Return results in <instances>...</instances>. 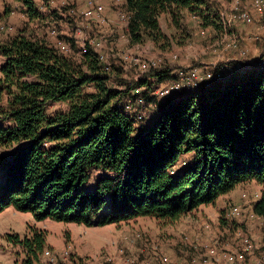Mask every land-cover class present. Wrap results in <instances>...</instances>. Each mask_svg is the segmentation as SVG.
I'll list each match as a JSON object with an SVG mask.
<instances>
[{
  "label": "trees",
  "instance_id": "16d2710c",
  "mask_svg": "<svg viewBox=\"0 0 264 264\" xmlns=\"http://www.w3.org/2000/svg\"><path fill=\"white\" fill-rule=\"evenodd\" d=\"M15 1L30 20L40 15L35 0ZM207 1L124 0L129 42L168 40L162 14L175 27L184 12L208 19ZM0 55V150H9L0 155V211L12 206L37 221L84 226L143 216L175 222L254 181L261 194L253 212L264 217V70L177 93L140 129L120 102L134 88H151L171 65L130 81L114 74L122 88L111 89L113 73L88 41L74 59L21 31L0 43ZM58 103L64 108L49 112ZM185 153L188 164L171 174ZM92 170L100 173L93 180ZM45 237L38 229L8 236L22 264L39 263Z\"/></svg>",
  "mask_w": 264,
  "mask_h": 264
},
{
  "label": "rangeland",
  "instance_id": "374dc122",
  "mask_svg": "<svg viewBox=\"0 0 264 264\" xmlns=\"http://www.w3.org/2000/svg\"><path fill=\"white\" fill-rule=\"evenodd\" d=\"M35 2L40 15L30 20L18 2L0 0V43L23 31L26 35L44 38L55 47L57 44L61 46L58 43L61 41L65 46H59L60 50L78 59L84 42L88 41L93 49L103 56L104 65L113 73L108 83L111 89L122 88L115 80L114 74L130 81L137 79L143 70L151 66L163 63L172 66L166 77L159 81L152 80L151 88L142 87L139 97L145 103V110L141 118L137 119L135 114L131 116L140 129L147 127L157 117L159 103L172 97L159 95V89L175 80L180 73L193 69L202 72L214 66L231 65L237 58L238 49L245 51L242 65L253 68L259 56L263 55L264 31L244 25L247 23L236 17L238 12L229 20L220 13L231 0L207 1L212 4V9L204 12V17H208L205 20L193 13L184 12L179 27L167 23L160 16L159 27L169 39L162 40L160 44L145 40L137 44L136 48L119 40L124 30L120 14L126 16L119 0ZM98 4L102 6L100 12L96 11ZM108 12L112 16L108 17ZM257 33L260 40H253ZM238 35L244 38L240 39ZM117 43H120L117 45L120 47L118 49ZM2 62L3 57L0 55V65ZM217 71H213L214 82L229 78L227 75H217ZM126 96L136 97L132 90ZM63 108L64 104H54L49 108V112ZM0 155L8 156L9 150H0ZM190 159L189 153L182 154L177 164L182 165ZM2 174L0 169V183ZM99 174V171L92 170L91 179H95ZM258 190L259 185L254 181L241 183L214 205H224L226 210L233 206L244 208L243 204H249ZM149 219L152 226L150 228L122 221L121 224L115 223V229L102 232L93 228L97 226L93 221L92 228L87 229L88 233H84V226L81 224L55 222L50 219L37 221L30 213L7 206L0 211V264H22L24 254L19 245L14 244L8 236L18 235L23 238L33 229L45 231L46 250L55 257V264H140V261L149 264H187L184 253L186 248L183 245H178L183 252L176 254V248L171 250L172 246L165 242L166 237L161 235V230L153 234L148 231L154 227L162 229L166 225H173V222ZM64 250L67 251L66 257H62ZM162 256H166L167 260L164 261ZM48 258L41 255L38 264H50ZM199 261L201 262V259Z\"/></svg>",
  "mask_w": 264,
  "mask_h": 264
},
{
  "label": "crops",
  "instance_id": "0c3cea01",
  "mask_svg": "<svg viewBox=\"0 0 264 264\" xmlns=\"http://www.w3.org/2000/svg\"><path fill=\"white\" fill-rule=\"evenodd\" d=\"M119 1L124 8V0ZM221 10L220 13L223 14L227 20L231 19V16L237 11L247 10L252 20L249 24L247 23L244 25H249L256 30L264 31V21L259 17L258 10L252 4L251 0H231L229 5L224 6ZM125 13L127 21H129V14L126 11ZM122 15L121 13L120 17ZM109 16L112 15L108 12V17ZM161 17L167 21V23H170L167 14H162ZM117 23L121 24L120 22ZM127 25L128 22L127 24H123L124 30L119 40L136 48L137 44L134 45L129 42ZM258 35L259 33L256 34L257 37L253 40H260ZM238 37L240 39L244 38L241 35H238ZM147 41L149 43H154L149 39H147ZM58 43L61 44V46H65L61 41H58ZM117 45H120V43L116 44V48H120L117 47ZM59 46L60 45L57 44L58 48ZM97 53L100 55L99 52ZM187 164L188 162H186L185 165L177 164L178 169ZM260 194L261 186L259 185V190L255 193V195L259 196L255 197L254 195L252 200L249 201V204H243L244 208L238 206L239 213L232 217L229 215V210H226L224 205H214L222 196L226 195L224 194L219 196L214 203L200 205L193 211L188 212L178 221L173 222V225H166L162 229L154 227V229L152 228L148 231L150 234H153L161 230V235L166 237L165 242L172 246L171 250L173 251V249L176 248V254H179L178 252H183L178 246L183 245L186 248L184 253L186 255L187 264H264V217L258 216L253 212V206L259 199ZM149 218L156 220L153 217L143 216L129 219L125 222L133 225H144L150 228L152 226L150 225L151 221ZM116 226L115 223H110L93 228L99 229L102 232L105 230L111 231L115 229ZM89 228H92V226H84L83 232L88 233L87 229ZM118 234H120V231ZM165 234H167V236ZM46 249L47 247L44 249V255L42 254L44 258H48L49 254L46 253L48 252ZM200 259L201 262L199 261ZM142 262L143 261H140V264Z\"/></svg>",
  "mask_w": 264,
  "mask_h": 264
},
{
  "label": "built area",
  "instance_id": "2783aa9c",
  "mask_svg": "<svg viewBox=\"0 0 264 264\" xmlns=\"http://www.w3.org/2000/svg\"><path fill=\"white\" fill-rule=\"evenodd\" d=\"M209 1H215V0H209ZM252 4L257 8L259 17L264 21V0H251ZM102 9L101 5L96 6V11L100 12ZM238 12V13H237ZM237 16L236 13L233 15V17H237L239 20L249 23L252 18L251 15L247 10H239L237 11ZM121 21L124 24H127V17L122 15L121 16ZM104 21V19H101ZM96 51V50H95ZM237 58L234 60V62L231 65H221V66H214V68L211 69H205L202 72H198L197 70L193 69L190 71H187L185 73H180L178 77L168 83V85H165L159 89L157 92L161 96H174L177 93H180L182 91H188V90H194L199 88L202 84H208L214 81L215 76L213 75V71L217 69V75H227L228 77L230 76H235L237 74L239 75H245L250 72V70H264V55L259 56L258 61L256 64L254 63V68L253 66L250 67L249 65H242V59L245 56V51L243 49H238L237 51ZM99 58L103 59V56L100 54ZM249 70V72H248ZM146 70H143V72ZM142 72V73H143ZM141 73V74H142ZM225 80H222L221 82H224ZM141 89L139 88H134L132 89V94H134L136 97H130L126 96L123 100H121L120 105L122 108L123 113L130 119L133 114H135L136 118H141L142 113L145 110V103L142 100L140 95ZM183 163L182 165H184ZM178 170V165L175 164L171 167L170 173L175 174L176 171ZM259 195H255V197H258ZM229 215L232 217L239 213V207L233 206L232 208L229 209ZM48 254V252H46ZM67 251L64 250L62 253V257H66ZM50 264H55V257L51 256L48 254ZM162 259L164 261L167 260L166 256H162ZM142 264H149L146 261H143Z\"/></svg>",
  "mask_w": 264,
  "mask_h": 264
}]
</instances>
